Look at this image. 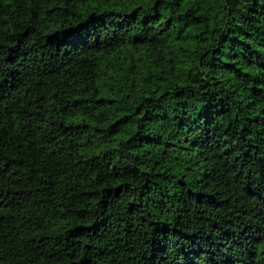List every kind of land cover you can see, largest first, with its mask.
<instances>
[{
    "label": "trees",
    "instance_id": "trees-1",
    "mask_svg": "<svg viewBox=\"0 0 264 264\" xmlns=\"http://www.w3.org/2000/svg\"><path fill=\"white\" fill-rule=\"evenodd\" d=\"M0 264H264V0H0Z\"/></svg>",
    "mask_w": 264,
    "mask_h": 264
}]
</instances>
